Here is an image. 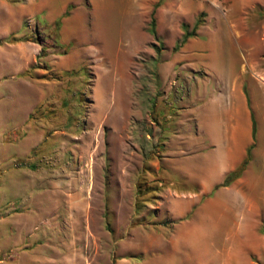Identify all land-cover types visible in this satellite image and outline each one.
I'll use <instances>...</instances> for the list:
<instances>
[{"label":"rangeland","instance_id":"rangeland-1","mask_svg":"<svg viewBox=\"0 0 264 264\" xmlns=\"http://www.w3.org/2000/svg\"><path fill=\"white\" fill-rule=\"evenodd\" d=\"M224 94L255 134L213 188ZM0 264H264V0H0Z\"/></svg>","mask_w":264,"mask_h":264},{"label":"crops","instance_id":"crops-1","mask_svg":"<svg viewBox=\"0 0 264 264\" xmlns=\"http://www.w3.org/2000/svg\"><path fill=\"white\" fill-rule=\"evenodd\" d=\"M223 96L222 99L218 95L212 96L207 104L201 107L197 106L190 111L196 127L192 139H194V143L198 144L204 141V144L194 151L197 161L204 160L202 167L199 165L205 172L199 176L202 186L222 180L224 174L236 167L244 157L251 138V121H246L243 131L237 133V128L240 127L236 122L237 109L235 103L229 98V95L224 94ZM218 102L225 105L222 112L228 117V124L224 129L218 122V114L221 113V110L218 108L215 110L214 107V104ZM228 104L230 105L229 108H227ZM207 145L211 147H207Z\"/></svg>","mask_w":264,"mask_h":264},{"label":"trees","instance_id":"trees-1","mask_svg":"<svg viewBox=\"0 0 264 264\" xmlns=\"http://www.w3.org/2000/svg\"><path fill=\"white\" fill-rule=\"evenodd\" d=\"M157 5V3L154 4V7ZM64 15L67 13V9L64 10ZM153 14V9L150 13V20L148 24V32L151 34H154V19L152 17ZM197 22L195 21L191 28L188 30L186 24H181L182 28V34L180 39L173 45V49L178 48L188 37L194 36L195 35V28H196ZM250 121H251V138L254 139V134H255V121L253 119V115L250 112ZM252 144L248 145L246 150H245V155L240 161V163L234 167L232 170L228 171L222 178V180L215 184L213 188L219 187V186H227L230 182H232L234 179H236L241 172L244 170L246 164L250 160V149H251Z\"/></svg>","mask_w":264,"mask_h":264}]
</instances>
